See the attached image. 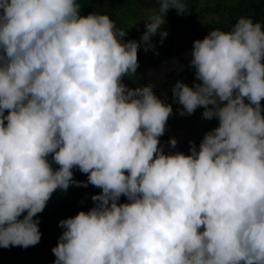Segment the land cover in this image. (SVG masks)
I'll return each mask as SVG.
<instances>
[{
	"label": "clouds",
	"instance_id": "clouds-1",
	"mask_svg": "<svg viewBox=\"0 0 264 264\" xmlns=\"http://www.w3.org/2000/svg\"><path fill=\"white\" fill-rule=\"evenodd\" d=\"M187 2L157 0L142 41ZM126 35L80 0H0V247L38 244L53 193L91 184L102 192L59 222L54 264H264V23L194 41L196 82L172 99L219 123L190 154L160 145L172 104L123 83L139 67Z\"/></svg>",
	"mask_w": 264,
	"mask_h": 264
},
{
	"label": "trees",
	"instance_id": "trees-1",
	"mask_svg": "<svg viewBox=\"0 0 264 264\" xmlns=\"http://www.w3.org/2000/svg\"><path fill=\"white\" fill-rule=\"evenodd\" d=\"M80 3L83 15L93 12L108 14L118 29L127 31L125 41L140 42L137 72L134 76H125L123 83L131 89L150 85L161 100L172 104L173 113L167 121L165 133L159 138L165 153L180 151L190 154L193 143L199 148L205 133L217 127L218 120L204 118L205 109L202 107L194 114L181 116L179 110L182 105L172 99V90L177 82L183 81L189 86L196 82L195 69L187 61L183 71L172 70L159 82L151 80L148 74L164 62L182 59L185 54L192 52L195 40H202L215 28L230 29L241 16L264 23V0H188L187 11L178 13L174 8L168 11L165 23L148 43L142 41V36L146 31V19L159 10L157 0H80ZM163 32H167L166 37L161 35ZM261 105L264 107V100ZM179 135L185 136L184 144L181 148L171 147V139H177ZM53 167L58 166L53 162ZM73 173L74 180L87 182V174L78 168H74ZM101 192L102 189L91 184H73L67 191L57 189L44 211L34 218L40 220V242L26 249L19 246L0 247V264H54L56 257L52 249L64 231L59 222L74 217L82 210L89 211L95 203L92 197ZM126 202L127 197L121 196L119 203Z\"/></svg>",
	"mask_w": 264,
	"mask_h": 264
},
{
	"label": "rangeland",
	"instance_id": "rangeland-1",
	"mask_svg": "<svg viewBox=\"0 0 264 264\" xmlns=\"http://www.w3.org/2000/svg\"><path fill=\"white\" fill-rule=\"evenodd\" d=\"M191 59H192L191 53H187L184 55L182 59L175 58L169 62H164L160 67L150 70L148 75L151 80L155 82H159L168 72L172 70L176 72L183 71L186 68V62L187 61L191 62ZM176 140H177L176 146L178 148H181V146L185 142V136L179 135Z\"/></svg>",
	"mask_w": 264,
	"mask_h": 264
}]
</instances>
